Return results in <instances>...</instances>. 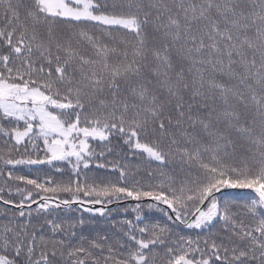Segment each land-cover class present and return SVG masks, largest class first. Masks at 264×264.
I'll list each match as a JSON object with an SVG mask.
<instances>
[{
  "label": "trees",
  "instance_id": "1",
  "mask_svg": "<svg viewBox=\"0 0 264 264\" xmlns=\"http://www.w3.org/2000/svg\"><path fill=\"white\" fill-rule=\"evenodd\" d=\"M88 1L0 0V80L105 132L49 162L0 106V264H264V0Z\"/></svg>",
  "mask_w": 264,
  "mask_h": 264
},
{
  "label": "rangeland",
  "instance_id": "2",
  "mask_svg": "<svg viewBox=\"0 0 264 264\" xmlns=\"http://www.w3.org/2000/svg\"><path fill=\"white\" fill-rule=\"evenodd\" d=\"M43 2L49 12L65 17L94 18L109 24L123 23L118 18L92 16L88 0H43ZM0 106L18 118L38 122L37 128L46 147L47 155H49V162L68 157L79 160L81 153L86 151L90 139L101 140L105 136V132L94 126L80 127L76 122L64 125L58 117L51 113L49 108L51 106L63 107V103L52 102L37 90L11 85L3 80H0ZM28 131L29 129L19 136H24ZM135 146L142 148L148 156L154 159L159 158L158 153L153 149L139 144ZM259 195L264 199L262 189L259 190ZM217 213L216 203L212 202L206 209L200 210L196 214L195 218L190 221V225L203 226L216 218Z\"/></svg>",
  "mask_w": 264,
  "mask_h": 264
}]
</instances>
